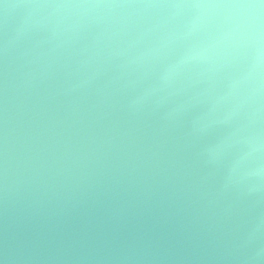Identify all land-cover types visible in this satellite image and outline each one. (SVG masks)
Instances as JSON below:
<instances>
[{"label": "water", "instance_id": "water-1", "mask_svg": "<svg viewBox=\"0 0 264 264\" xmlns=\"http://www.w3.org/2000/svg\"><path fill=\"white\" fill-rule=\"evenodd\" d=\"M0 264H264V2L0 0Z\"/></svg>", "mask_w": 264, "mask_h": 264}, {"label": "snow or ice", "instance_id": "snow-or-ice-1", "mask_svg": "<svg viewBox=\"0 0 264 264\" xmlns=\"http://www.w3.org/2000/svg\"><path fill=\"white\" fill-rule=\"evenodd\" d=\"M262 2H264V0H262Z\"/></svg>", "mask_w": 264, "mask_h": 264}]
</instances>
